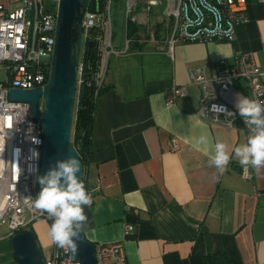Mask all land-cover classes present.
Returning <instances> with one entry per match:
<instances>
[{
	"label": "crops",
	"instance_id": "0c3cea01",
	"mask_svg": "<svg viewBox=\"0 0 264 264\" xmlns=\"http://www.w3.org/2000/svg\"><path fill=\"white\" fill-rule=\"evenodd\" d=\"M248 12L250 21L237 27L234 43H181L172 56L134 41L145 32L140 23L131 39L126 32L124 39L112 35L120 54L109 58L105 84L111 87L96 102L86 167L90 181H101L94 205L85 208L88 241L123 240L128 264H204L206 230L212 249L226 252L233 264H264V169L244 178L234 153L223 173L209 166L218 140L232 152L248 135L201 120L200 91L190 81L193 68L209 71L218 60H230L235 49L254 53L264 71V4L248 0ZM128 40L133 42L124 52ZM174 85L187 95L168 109L164 92ZM200 135L210 138L207 153L193 147ZM173 137L180 141L178 152L169 150ZM125 224L133 227L126 237ZM49 227L43 219L31 226L43 260L52 254ZM2 243L0 264H18L8 231Z\"/></svg>",
	"mask_w": 264,
	"mask_h": 264
},
{
	"label": "built area",
	"instance_id": "2783aa9c",
	"mask_svg": "<svg viewBox=\"0 0 264 264\" xmlns=\"http://www.w3.org/2000/svg\"><path fill=\"white\" fill-rule=\"evenodd\" d=\"M113 2L90 0L83 21L84 39L90 30L97 29L101 33L98 70L94 76L97 90L105 82L110 56L120 54L112 42ZM258 2L264 4V0ZM59 5L60 0L0 3V65L6 73V78L0 80V146L3 147L0 152V223L7 226L10 237L29 231L38 220L52 223L29 199L38 194L36 177L40 175L44 129L34 120L29 104L11 101L9 92L12 89L43 90L49 83ZM126 8L127 21L145 27L141 38L133 40L171 56L174 47L181 43H234L237 27L250 21L248 0H126ZM151 11L157 16V24L149 23ZM131 42H126L124 52L130 49ZM81 69L80 65V72ZM190 81L200 91L196 114L201 120L228 129L240 128L246 135L250 134L236 103L240 96L264 101V71L258 66L254 53L235 49L230 60H218L209 71L204 66L193 68ZM186 95L187 90L182 86L167 89L164 92L167 108L174 107L177 99ZM213 105L221 110H213ZM39 111L41 114L45 111L41 101ZM33 137L39 143H34ZM180 149V141L171 138L169 150L178 152ZM32 150L39 154L38 157L32 156ZM242 175L253 179L250 167L247 172L243 168ZM83 181L92 195L93 206L101 181H90L85 170ZM132 229L128 224L123 225L124 237ZM52 246V254L43 264H80L73 260L71 251ZM95 247L94 264H128L123 240Z\"/></svg>",
	"mask_w": 264,
	"mask_h": 264
},
{
	"label": "water",
	"instance_id": "95a60500",
	"mask_svg": "<svg viewBox=\"0 0 264 264\" xmlns=\"http://www.w3.org/2000/svg\"><path fill=\"white\" fill-rule=\"evenodd\" d=\"M99 1L96 0L97 3ZM89 4L90 0H60L56 48L49 83L43 90L12 89L9 92L11 101L29 104L34 120L44 129L41 176L54 167L58 160L76 156L82 166L77 175L83 179V163L78 152L71 147V135L84 44L83 21ZM41 100L45 104L43 114L39 111ZM77 244L76 253L71 252L73 260L80 264H94L95 244L88 241L84 233H81ZM12 246L18 264H43L42 252L31 231L13 235Z\"/></svg>",
	"mask_w": 264,
	"mask_h": 264
},
{
	"label": "clouds",
	"instance_id": "9594fccd",
	"mask_svg": "<svg viewBox=\"0 0 264 264\" xmlns=\"http://www.w3.org/2000/svg\"><path fill=\"white\" fill-rule=\"evenodd\" d=\"M236 107L244 124L250 130L247 141L234 147L230 152L228 144L218 140L214 144V154L211 155L209 166H214L218 172L223 173L227 170L234 153V157L246 172L250 167L259 174L264 169V101L240 96ZM213 110L221 109L213 105ZM33 142L39 143L35 137ZM210 144L207 135H200L193 147L207 153ZM2 151L3 147L0 146V152ZM38 155L32 150L33 157ZM81 167V162L76 156L58 160L44 175H37L40 191L35 198L29 197L32 206L46 213L52 221L48 231L51 243L72 253L78 250L77 241L89 222L85 208L91 207L93 202L82 177L77 175Z\"/></svg>",
	"mask_w": 264,
	"mask_h": 264
},
{
	"label": "trees",
	"instance_id": "16d2710c",
	"mask_svg": "<svg viewBox=\"0 0 264 264\" xmlns=\"http://www.w3.org/2000/svg\"><path fill=\"white\" fill-rule=\"evenodd\" d=\"M126 28L127 37L130 39L135 37L140 32V26L131 20L127 21ZM100 35L101 33L99 30L93 29L88 32L84 39L80 60L82 69L78 77L73 129L71 135V147L78 152L85 171L92 149L96 102L98 97L107 92L111 87L106 85L104 82L97 90L94 81V76L98 70V45ZM28 230L31 231V228ZM202 239V257L204 264H233L226 252L214 251L212 249L206 230H202Z\"/></svg>",
	"mask_w": 264,
	"mask_h": 264
},
{
	"label": "rangeland",
	"instance_id": "374dc122",
	"mask_svg": "<svg viewBox=\"0 0 264 264\" xmlns=\"http://www.w3.org/2000/svg\"><path fill=\"white\" fill-rule=\"evenodd\" d=\"M126 14H127L126 0H114L113 8H112V17H113L112 18L113 20L112 21L113 23L112 31H113V34L116 35V37L118 38L121 37L122 39H124L125 37L124 32H126L125 27H127ZM148 15H149L148 19H149L150 25L157 24L156 14L153 13V11H151L150 13H148ZM5 78H6L5 69L2 65H0V80H4ZM41 102L43 103V106L45 107L44 101L41 100ZM7 230H8L7 226L0 223V246L3 245L2 240ZM0 258L3 259V256L1 253H0Z\"/></svg>",
	"mask_w": 264,
	"mask_h": 264
}]
</instances>
